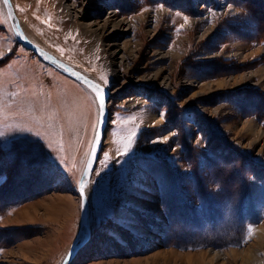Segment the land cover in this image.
<instances>
[{
  "label": "rangeland",
  "instance_id": "obj_1",
  "mask_svg": "<svg viewBox=\"0 0 264 264\" xmlns=\"http://www.w3.org/2000/svg\"><path fill=\"white\" fill-rule=\"evenodd\" d=\"M263 1H14L29 38L114 91L89 186L93 239L72 264L264 260ZM122 18L130 30L100 28ZM61 80L19 41L0 0V264H60L80 228L74 170L88 118L62 126L72 101ZM133 131L122 169L113 145ZM62 139L66 175L52 164Z\"/></svg>",
  "mask_w": 264,
  "mask_h": 264
},
{
  "label": "water",
  "instance_id": "obj_2",
  "mask_svg": "<svg viewBox=\"0 0 264 264\" xmlns=\"http://www.w3.org/2000/svg\"><path fill=\"white\" fill-rule=\"evenodd\" d=\"M4 7L8 19L10 21V25L13 30V33L17 36L19 41L23 44L24 47H26L27 50L33 52L43 63L54 67L58 71L84 84L94 94L95 91L91 87L92 84L100 85L101 88L103 89V93L105 97V111L103 115L100 117L102 123H99L97 125L91 151L78 184L79 196H80L81 183H83L84 184L83 191L86 197L84 202V207L83 209H81L80 228L72 244L70 245L67 253L64 255V257L60 262V264H72L75 258L77 257V255L79 254V252L90 242L92 238L89 186L92 180V175L97 166L100 154L102 153L103 143L104 140L106 139V135H107L106 132L108 130V125L110 123L109 103L111 98V92L104 85L99 84L93 78L89 77L88 75L84 74L78 69L65 63L64 61L59 59L56 55L51 53L48 49L44 48L43 46L31 40L24 30L22 21L18 16V14L16 13L12 0H9V4L7 6L4 5ZM9 12H11V15H9ZM97 132L99 133V136H97ZM93 151H94V156H93ZM90 159L93 160V162L89 166L88 161ZM89 167L91 168V171H89Z\"/></svg>",
  "mask_w": 264,
  "mask_h": 264
},
{
  "label": "crops",
  "instance_id": "obj_3",
  "mask_svg": "<svg viewBox=\"0 0 264 264\" xmlns=\"http://www.w3.org/2000/svg\"><path fill=\"white\" fill-rule=\"evenodd\" d=\"M31 40H33V39H31ZM48 50L51 53H54V55H56L59 59H61V57H59V54H56V52H54L51 49H48ZM61 60L64 61L65 63H67V64H71V63H69L68 61H66L64 59H61ZM45 65H47V64H45ZM47 66H50V65H47ZM50 67H52V66H50ZM72 67H75L76 69H78L81 72L84 71V70H82V69H80V68H78L76 66H72ZM55 70L58 72V74H60L62 76L61 87H60V89L58 91H60L62 95H63L62 92L67 93L68 96H69V98L72 101V103L69 104L70 111L72 113V116H69L70 119L69 120H66L65 123L62 126H65V124H66V127L79 125L82 122L81 121L82 118H84V119H87L88 118V124L85 121V124L83 126V127H85V133H86V134L84 133L85 136H83V139L85 138V142L87 144H85V146L82 147L80 156L78 158V161L76 163V167H75V170H74V175L79 176V178H81L82 173H83L84 168H85V165H86V162H87V159H88V156H89V153H90V150H91L90 148L92 147L94 135H95L96 128H97V125H98V123H97V117H96V120H94V118H93V120L91 119V113H92L91 107L93 105L95 106V104H96V110H97V113H98V107H97V103L98 102L96 100L95 94L88 87H86L84 84H82V83L78 82L77 80H75V79L67 76L66 74L58 71L57 69H55ZM56 83L59 84L60 82L56 80ZM55 95H57L56 92L52 94V96H55ZM52 104H53V106L50 107V109H51L50 112H52L53 108L55 109V102H53V99H52ZM83 104H84V106H82ZM89 104H91L92 106L89 105ZM93 109H94V107H93ZM93 115H94V113H93ZM50 124H51V122H50ZM86 127H87V130H86ZM90 128H91V131H90ZM88 131H90V134L91 135H89L90 137L87 140V133H88ZM126 135L127 134H125V136ZM111 137L113 138V135ZM128 137L129 136H126L125 137V140L128 139ZM133 140H135V139L133 138ZM111 141H112L111 142V144H112L113 143V139H111ZM66 143H67V141L65 139H62L58 143H56V144L59 145V147L56 149L57 156L56 157H53L52 156V164L57 165L58 168L61 171L63 170V173H62L63 175L68 174L67 169H66L67 168L66 165L68 163L66 165L64 164L65 166H63V165L60 166V164L58 163V161H60V159L57 158V157H60V156L61 157H64V160L67 161V162H69L68 161V158H71L70 155H72V152H71L72 149L70 148V143L68 144V146L66 145ZM119 143H121V144L118 145L117 147L115 145H113V148H114L115 152L113 153L112 157H113V160H115V159L118 160L120 158L123 160L122 162H120V165H117V167H121L123 169V168H125V167H123V165H128V164L123 163L124 161H127V159L124 158V155H121L120 154V150H118V149H121L123 147V144H124V147H125V143H122L121 141L117 142V144H119ZM61 145L63 146V151L60 150ZM131 149H132V151H135V147H131ZM114 150H112V152ZM66 157H68V158H66ZM72 159H74V157ZM81 163H82V166H81L82 169L80 168L81 171L79 173V167H80L79 165ZM80 213H81V207H80ZM79 220H80V222H79V225H80V223H81V215H80V219Z\"/></svg>",
  "mask_w": 264,
  "mask_h": 264
},
{
  "label": "snow or ice",
  "instance_id": "obj_4",
  "mask_svg": "<svg viewBox=\"0 0 264 264\" xmlns=\"http://www.w3.org/2000/svg\"><path fill=\"white\" fill-rule=\"evenodd\" d=\"M3 4L7 6L9 4V0H3ZM227 7L230 9V8H232V5H228ZM209 12H210V15H212V16H216L217 15V13L215 11L209 10ZM9 15H11V12H9ZM177 15H179V13H177ZM233 15H235V13H233ZM184 19H185V22L188 21V17L187 16H185ZM101 79H104V78L101 77ZM105 83H107L106 80H105ZM91 87L95 91L96 100L98 102L97 103V107H98L97 123L99 124V123H102L100 117L103 115V113L105 111V97H104L103 89L101 88L100 85L92 84ZM0 111H2V110H0ZM161 118H164V114L163 113H161ZM37 135L39 136V133H37ZM134 135H135V132L133 131L132 134L128 137V142L125 145V147L122 150H120V154L121 155H125V156L128 155L129 151L131 150L132 138H133ZM172 135L175 136L176 133L173 132ZM2 136H4V132L0 131V137H2ZM97 136H99L98 132H97ZM166 139H167V137H162L161 138V140H166ZM153 142L155 143L156 141H153ZM48 147L51 149V144H48ZM60 150L63 151V146L62 145L60 147ZM93 156H94V151H93ZM59 159H60V162L63 163L64 157H60ZM109 159H110V157H108L107 154H105V159H104V161H101V163H106V161L109 160ZM92 162H93V160H91V159L88 161L89 166L92 164ZM89 171H91L90 167H89ZM83 187H84V184L81 183V187H80V207H81V209H83L84 202H85V199H86L84 191H83ZM253 231H254V229L251 226H249L248 229H247L249 238H250V236H251ZM246 242H247V240H245V243Z\"/></svg>",
  "mask_w": 264,
  "mask_h": 264
},
{
  "label": "bare ground",
  "instance_id": "obj_5",
  "mask_svg": "<svg viewBox=\"0 0 264 264\" xmlns=\"http://www.w3.org/2000/svg\"><path fill=\"white\" fill-rule=\"evenodd\" d=\"M14 1L15 0H12V2H13V4H14V7H15V10H16V5H15V3H14ZM262 2V1H261ZM264 2V1H263ZM53 3H51V5H52ZM192 4V3H191ZM71 7H72V9H75V5L74 4H72V3H70L69 4ZM182 5V4H181ZM189 5V4H188ZM191 6H193V5H191ZM255 11V10H254ZM17 12V11H16ZM260 15L261 14H259V17H260ZM114 17L115 16H117V14H114L113 15ZM261 16H263V15H261ZM19 17L20 18H22L21 17V15H19ZM141 17V16H140ZM142 18V17H141ZM263 19H264V17H263ZM262 20V19H261ZM111 20H108V21H106V22H104L103 24H102V26H100V28H103V29H106L107 27H110V28H113V29H119V30H122V31H128V30H130L131 28H132V26H133V24H135V21H134V19H127V18H122L121 20H117V21H112V22H110ZM23 24H24V26L26 27L25 29L27 30V26H26V20L23 18ZM264 24V23H263ZM99 28V29H100ZM24 29V30H25ZM25 30V31H26ZM116 50H117V48H116ZM116 50H114L113 49V51H115L114 52V55L116 54ZM176 54V53H175ZM123 60H124V58H123ZM208 63V62H207ZM208 65V64H207ZM207 65H205V66H207ZM57 73H55L54 71H52V72H50V76H54V75H56ZM102 76V75H101ZM79 82V81H78ZM113 95H114V91H112L111 92ZM111 94V95H112ZM95 97V96H94ZM253 104H255V103H253ZM217 111H219L218 109H217ZM106 143V139L104 140V143H103V146H104V144ZM102 150H103V148H102ZM98 164V163H97ZM95 170H96V168H95ZM94 170V171H95ZM57 202V201H56ZM78 230V229H77ZM91 239H93V237L91 238ZM100 240V239H99ZM90 242H91V240H90ZM89 242V243H90ZM71 243V242H70ZM88 245V244H87ZM68 249H69V247L67 248V250H66V252H65V254L67 253V251H68ZM140 249H143V247H140ZM210 251V253H211V255H213L212 257L213 258H215V259H219V258H222L224 255H225V252H223V251H221V250H217V249H211V250H209ZM64 254V255H65ZM250 255H251V253H247V252H245L244 253V256H245V259H247L248 258V261L250 262L252 259H253V257H250ZM254 260V259H253ZM252 260V261H253ZM253 264H264V260L263 259H255L254 260V262H253Z\"/></svg>",
  "mask_w": 264,
  "mask_h": 264
}]
</instances>
